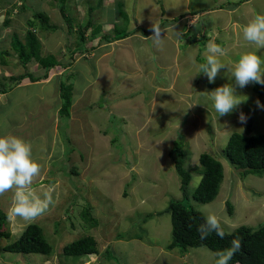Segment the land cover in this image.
<instances>
[{
	"label": "rangeland",
	"instance_id": "rangeland-1",
	"mask_svg": "<svg viewBox=\"0 0 264 264\" xmlns=\"http://www.w3.org/2000/svg\"><path fill=\"white\" fill-rule=\"evenodd\" d=\"M23 1L25 10L14 9V16L20 15L14 19L16 25L25 27L28 15H48L57 28L42 38V53L58 59L63 55L64 63L71 67L67 72L62 68L52 70L51 83L23 85L0 99V137L12 135L30 143L33 159L42 168L33 190L42 196L50 186L55 189L54 205L35 221L6 219L1 230L10 237H0V264H215L218 257L207 248L194 249L192 256L183 258L179 249H167L172 240L171 216L159 213L166 211L172 200L182 198L180 178L170 157L177 134L183 137L185 167L193 174L191 197L200 183L195 168L202 153L211 154L224 165L218 197L207 204L191 200L195 209L206 217L215 215L229 233L240 226L257 229L264 224V177L243 178L224 157L229 138L234 133L245 134L250 122L253 134H264V107L257 105V101L264 105V85L259 84V96L255 83L240 88L228 79L227 68H222L210 84H233L235 95L247 100L232 113L219 117L204 93L215 89L199 72V65L206 62L209 41L226 50L219 59L228 65L244 54L257 55L264 61V48L244 40L245 25L239 31L230 20L224 23V19L208 15L200 17L198 23L190 14L195 10L186 20L178 16L187 3L191 9L198 3L210 11L222 3L220 0H64L65 15L62 0ZM10 2L0 0L7 9L21 5L20 0ZM254 7L252 0L242 4L239 13ZM6 11L0 13V59L4 50L14 53L11 31L3 34ZM174 17L178 21L162 29L160 45L148 38L126 37L140 26L149 29L153 21L161 24L162 19ZM186 21L187 25L195 23L193 30L189 29L198 33L201 40L197 43L179 39ZM79 31H84V44ZM93 31L102 32L109 41H91ZM115 38L123 39L111 42ZM86 47L94 50L83 58ZM5 59L14 64L19 61L14 56ZM261 67L264 70V64ZM7 70L13 76L27 71L43 74L32 62L26 69L22 65L0 66V78L8 76ZM67 81L73 84V106L71 117L62 118L57 111L63 104L59 83ZM241 113L245 123L239 122ZM12 195L7 192L0 196L1 214L8 213ZM228 203L234 207L233 214ZM87 209L96 225L85 220ZM32 225L43 229L53 247L51 256L4 250ZM85 236L95 237L99 255H64L65 246ZM107 249L112 258L105 260L101 254Z\"/></svg>",
	"mask_w": 264,
	"mask_h": 264
},
{
	"label": "trees",
	"instance_id": "trees-1",
	"mask_svg": "<svg viewBox=\"0 0 264 264\" xmlns=\"http://www.w3.org/2000/svg\"><path fill=\"white\" fill-rule=\"evenodd\" d=\"M8 1L12 2V0ZM20 1L21 5H14L12 9H7L0 3V13H2L4 9L7 10L5 13L6 17L2 25L3 34L10 31L12 32H10V34L13 35L11 46L14 50V53H10L7 50L3 51V58L0 59V66L9 68L12 64L17 66L22 65L26 69L28 64L32 62V64L36 63L43 70V74L38 71L37 75H33V73L27 71L20 75L13 76L11 74L3 76L0 80L3 79L7 81V83H0V94L7 93L14 86L22 84L25 80H29L31 82L47 80L50 76V72L55 68L58 70L62 68L66 71L71 67L70 63H64L63 55H61L62 57L58 59L51 53L46 56L42 53V38L46 37V34L55 32L57 28L51 24L48 15L44 13L28 15L24 21L26 24L25 27L16 25L17 23L14 19L18 18L20 15L18 14L15 17L14 9H18L21 12L22 10H25L26 7V2L23 0ZM60 4L62 5L61 8L63 14L65 15L64 0H62ZM162 11L164 16V9H162ZM213 11L216 10L212 9L209 11V9L203 8L195 11V13L204 14L201 18L205 15L213 17L215 16ZM25 13H28V11ZM178 16H180V19H183L186 15L181 14ZM177 17H174L173 19H162L160 24L161 28L163 29L170 27L171 25H175L178 21ZM201 18L198 20V23ZM14 25L17 26V29L15 28L12 30ZM194 27V24L187 25L186 21V23L181 26L180 30L182 33L180 34V39H184V41L188 40L191 44L197 43V39H199L198 33L195 32L194 34V32L190 30L191 28L193 30ZM205 28L207 27L205 26ZM7 29L10 31H7ZM136 31L137 30L126 37L135 34ZM141 32L145 36L153 34L145 28H142ZM97 33L98 31H93L92 35L94 36ZM190 34L191 37L188 36ZM79 39H81L84 44V31H80ZM104 39L106 40L107 37L104 36ZM119 39L123 38H115L111 42ZM86 51L90 52V48L86 47ZM13 56L15 59L19 60L18 63L14 64L13 61H7L5 59V57L13 58ZM8 82L11 83V85ZM208 86L212 89L218 88L215 84L213 85L208 83ZM59 87L60 99L63 102L62 107L59 110V114L62 118L65 116L71 117L70 111H72L73 106V84L62 82ZM255 90L259 96H262V90L260 89L259 84L255 83ZM182 119L183 122H185L186 116ZM173 144L174 148L170 151V157L173 158L172 160L175 171L180 178L182 198L179 200H172L167 210L159 213V215L169 213L171 216L172 240L167 246V249L169 251L179 249V256L183 258L187 255L192 256L193 250L197 248H207L214 253L229 249L232 247V241L238 239L240 247L229 260L228 264H264V224L257 229L248 226H240L231 233L227 232V230L221 226L225 233L223 238H220L215 232H212L207 236V238L201 239V235L197 229L205 222L206 216L199 210L195 209V207L191 204V200H195L200 204H207L216 200L225 177L224 165L211 154L202 153L199 157L198 167L195 168L196 174L201 176L200 183L191 197L189 194V188L193 179V174L185 167L186 154L183 150L184 143L182 135L177 134ZM224 157L232 165V168L241 172V176L243 178H246L248 175L264 177V134H253L250 122L246 127L245 134L234 133L229 138L228 144L224 149ZM228 207L229 212L233 214V205L228 203ZM1 213L2 212H0V214ZM0 218V237L9 239V233L1 230L8 218V215L3 213ZM84 218L92 226L97 224V221L93 218L88 209L84 213ZM4 250L9 253H19L24 255L38 254L47 257L51 256L53 253V247L45 238L43 229L38 225L28 227L19 240L7 244L4 247ZM63 253L65 256L76 258L99 255L97 240L93 236L82 237L79 240L65 246V248H63ZM101 256L105 258V260L112 258L109 249L102 253ZM102 260L103 259L101 258L100 262Z\"/></svg>",
	"mask_w": 264,
	"mask_h": 264
},
{
	"label": "clouds",
	"instance_id": "clouds-1",
	"mask_svg": "<svg viewBox=\"0 0 264 264\" xmlns=\"http://www.w3.org/2000/svg\"><path fill=\"white\" fill-rule=\"evenodd\" d=\"M193 13L190 14L196 18L198 16V20L204 15ZM186 17L184 18L185 20ZM149 31L153 35L147 38L151 39L155 45H160L163 41L162 32H164L160 24L157 21H153ZM242 34L245 41L259 48H264V15H257L245 25ZM224 55H226V50L220 45L214 41L207 43L206 62L199 65V72L206 75L209 83H214L220 70L227 68L226 75L228 79L234 80L235 85L240 88H244L250 83L264 85V70L261 67L264 61L260 57L254 54H244L237 62L228 65L222 63L219 59V57ZM67 71L64 70V72ZM64 72L62 73L63 75ZM204 93L212 100L213 107L219 117L232 113L235 108L247 100L235 95L233 84H226L210 93ZM257 105L264 107V105L259 104V101H257ZM239 122H246V117L243 113L239 116ZM41 172V165L33 159L32 145L30 143L12 135L0 137V196L7 192L13 193L7 213L10 220L19 217L25 222H33L45 214L50 206L54 205V187L50 186L42 196L33 190L32 186L41 176ZM197 230L201 235V239L207 238L212 232H215L220 238L225 235L215 215H208L205 218V222ZM239 247V240H233L231 248L215 253L218 257L215 264H228Z\"/></svg>",
	"mask_w": 264,
	"mask_h": 264
},
{
	"label": "crops",
	"instance_id": "crops-1",
	"mask_svg": "<svg viewBox=\"0 0 264 264\" xmlns=\"http://www.w3.org/2000/svg\"><path fill=\"white\" fill-rule=\"evenodd\" d=\"M180 1H182V0H180ZM186 2H188V0H185ZM222 3H220L218 6H216L214 9L216 10L214 13H215V16H217V18L219 19V20H222V19H224V23H226V20H230V25L231 24H236V26H237V29H239V31H242V29H241V27L242 26H244V25H247L249 22H251L257 15H264V0H253V3L255 4V7H254V9H248V10H245V11H242L241 13H239L240 11H241V6H242V4H245V3H248V2H250V1H252V0H241V1H239V2H236L235 0H220ZM196 4V7L194 8V9H191L189 6H188V3H187V6H186V8H185V10H184V12L182 13V14H185L186 16H187V14L191 11V10H195V11H198L199 9H202V8H200L201 6L198 4V3H195ZM226 4V5H225ZM164 7L165 6H163V8L162 9H164ZM106 8V7H105ZM179 8V7H178ZM165 10V9H164ZM180 10V9H179ZM187 10V11H186ZM166 11V10H165ZM195 11H194V13H195ZM257 12V13H256ZM263 12V13H262ZM191 14L193 13V12H190ZM229 14V15H228ZM252 14H253V16H252ZM173 15H175V14H173ZM179 15H181V14H179ZM236 16V18H235V16ZM220 16H228V18L227 19H225V18H220ZM188 17V16H187ZM192 17H194V16H192ZM197 18H198V16H197ZM144 27V26H143ZM142 26H140V27H138L136 30V32H135V34H133V35H131V36H133V37H140V40H143V39H147V37H150L151 35H149V36H145L144 34H140V28H143ZM146 29V28H145ZM146 30H149V29H146ZM139 31V32H138ZM95 32V31H94ZM101 34H102V32L100 33H97L96 35H91L92 37H90L91 38V41H96V40H98L99 39V43L101 42V41H103V40H105L104 39V35H102L101 36ZM153 35V34H152ZM99 36V37H98ZM79 37H80V31H79ZM128 38V37H127ZM129 38H130V36H129ZM180 39V38H179ZM87 39H85V41H86ZM106 41V40H105ZM118 41V40H117ZM114 42V41H113ZM126 42H127V40H126ZM110 43L111 42H108V45H110ZM101 46V45H100ZM99 46V47H100ZM90 50L91 51H93L94 49H92V48H90ZM88 53L89 52H87V53H85V54H83L82 55V57L83 58H85V57H87V55H88ZM80 57V56H79ZM82 59V58H81ZM78 62V61H77ZM77 62H75L74 61V64H76ZM6 74L7 75H11V72H9L8 70L6 71ZM62 76V75H61ZM56 78H60V77H56ZM56 78H54V79H56ZM50 79H51V76H49V78L47 79V80H42V81H39V82H31V81H29L28 80V83H22V84H20V85H18V86H14L11 90H10V92L8 93H5V94H0V99L2 98V97H5V96H8L11 92H13L14 90H16V88H18V87H22L23 85H26V86H29V85H39V84H43V85H45V84H48V83H51V81H50ZM54 79H52V81L54 80ZM4 83H7V81H5V80H3V83L2 84H4ZM67 83H70L69 81H67ZM13 85V84H12ZM59 86H60V83H59ZM59 92V91H58ZM55 94H56V92H55ZM58 95H60V93L58 94ZM58 97V96H57ZM4 100H7V99H4ZM57 104H58V101H57ZM59 110H60V108H59ZM59 110L57 109V111L59 112ZM57 112V113H58ZM29 115H31V114H29ZM29 115H26L25 117H28ZM57 115L56 114H54V118L56 117ZM56 120V119H55ZM56 134H57V132H56ZM35 149V148H34ZM49 157L51 156L50 155V152H49ZM47 169H45V171H46Z\"/></svg>",
	"mask_w": 264,
	"mask_h": 264
}]
</instances>
